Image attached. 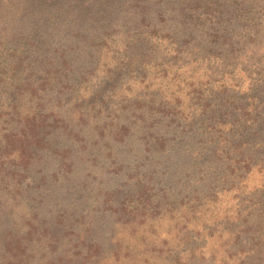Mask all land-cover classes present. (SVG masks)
<instances>
[{
	"label": "rangeland",
	"instance_id": "1",
	"mask_svg": "<svg viewBox=\"0 0 264 264\" xmlns=\"http://www.w3.org/2000/svg\"><path fill=\"white\" fill-rule=\"evenodd\" d=\"M84 1L41 19L0 1V26L40 25L30 32L42 51L32 71L52 86L37 96L72 160H34L23 188L0 190V235L39 231L24 264H264V162L248 172L230 161L199 165L220 132L251 125L247 141H264L262 100L250 98L251 109L262 106L254 121L227 116L213 126L199 115L216 81L264 101V0H224L231 5L196 23L177 0ZM197 47L211 49L213 68Z\"/></svg>",
	"mask_w": 264,
	"mask_h": 264
},
{
	"label": "trees",
	"instance_id": "2",
	"mask_svg": "<svg viewBox=\"0 0 264 264\" xmlns=\"http://www.w3.org/2000/svg\"><path fill=\"white\" fill-rule=\"evenodd\" d=\"M0 1H4L6 4L7 2H14L13 4H8L14 6L17 11L24 10V12H26L30 10L38 13L39 16H37V18L39 19L46 13L56 11L60 7L61 10L64 6H69L71 3V1L68 3L66 0ZM79 1L82 2L73 3L82 6L86 3L84 0ZM219 1L222 3L219 4ZM178 2L183 7L181 12L183 19L185 18V21L188 23H196L200 20L202 14L206 15V12H208L211 7L221 4L231 5L227 4L224 0H217V4L215 0H177L176 3ZM65 3L67 4L65 5ZM195 10H199V12L195 13ZM16 24L19 23L15 22L13 25L3 23L0 26V35H2L0 36V190L4 187L6 188V185L11 183H14L18 190L23 188L20 187V185L18 186L19 182L21 184L27 172H31L33 163L37 160H41L44 156L50 158L53 153L54 158L58 160L59 164L63 167L72 162L67 147L62 148L59 142L56 141L57 137H54L52 133L51 120L48 119V116L45 115L43 110L45 104L42 105L41 97L37 96L39 95L38 92L46 90V85L52 86L50 81H46V79L43 81L45 78L44 74L39 78L36 72L32 71V68L36 67L34 63L40 64L41 61L35 62L34 59H31V56L41 58L42 51L37 47H32L39 45V43H36V40L33 42L31 41L33 36H30V32H32V30H38L40 25L38 26L36 21L30 25L23 24L20 27H16ZM33 25L34 27L32 28ZM9 26H12V28H9ZM167 34L170 35L169 33ZM171 36L173 35L171 34ZM142 38L143 37H140V39ZM12 39L16 40V42H13L15 44L14 47L9 46L8 41ZM156 48L158 49L160 47ZM173 49L176 50L177 56L179 53H184L183 47H173ZM185 50L187 52V49ZM197 51L199 55H203L205 58L209 59L206 63L207 69L215 66L212 62L216 60V58L214 59L210 48L203 49L202 47H197ZM228 59V54H225L220 62L222 64L225 62V66H228L230 65L226 63ZM153 60L164 61L165 57L158 54L157 58ZM49 64L52 66L54 63ZM54 71L52 72L58 73L60 69H55ZM215 84L218 88L214 87V90L210 88L208 97H205V100H203L204 102L200 105L202 110L199 114L201 117H205L213 126L217 125L216 122H218V120L228 123L230 120H227V116H236L232 119V122H238L242 117H247L249 119L246 120L252 121L253 118H256L254 115H260L262 106L257 104L254 109H251L252 102L250 98L262 100V102H264L263 97L261 96L262 99H260V96L255 94V91L253 92V88L239 95L229 89L225 80H221L220 82L216 81ZM258 87H263V84H260ZM94 95L100 96V90L92 93L89 97V101H93ZM225 95L234 98L233 102H236V105L231 107V109L227 108L226 104H228L229 101L227 102L228 98L225 97ZM206 99H210V101ZM216 99L218 101L215 103L214 101ZM243 99L246 101L242 102ZM76 100L77 107H80L86 102L82 97L76 98ZM212 102L216 105L210 107ZM237 103H239V105H237ZM164 104L169 105L170 103L162 102V107H167V105ZM54 108L55 107H53V109ZM252 110H254V113H252ZM231 111H234V113ZM53 114L56 116V112ZM250 127L251 125H248V129L245 128L246 130H243V128H240L239 131L230 130L226 134L220 132V136L222 135L221 139H219V137L211 138L210 144L212 145L209 150H206V153L201 154V158L204 157L203 159L205 160L199 162V165L203 166L204 163H209V167L212 168L219 165L220 162L230 161V163H226L225 166H228L229 169L234 170V172L241 167H244L246 172H248L253 165L255 167L261 165L264 162V141L261 137V142L249 143L247 141V136L243 132L249 131L251 129ZM239 141H242V143ZM258 204L262 206L261 200L258 201ZM260 211L262 212L260 214L261 219L264 222V204ZM38 232L37 229L29 230L23 237L15 239H9L7 236L0 235L4 238L3 243L0 245V264H24L23 261L25 258L23 254L26 253L27 242L32 241L34 239L33 237H41L42 235H36ZM49 264H58V262L49 261Z\"/></svg>",
	"mask_w": 264,
	"mask_h": 264
}]
</instances>
